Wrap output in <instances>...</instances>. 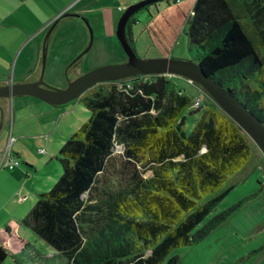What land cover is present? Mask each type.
<instances>
[{
  "label": "trees",
  "instance_id": "obj_1",
  "mask_svg": "<svg viewBox=\"0 0 264 264\" xmlns=\"http://www.w3.org/2000/svg\"><path fill=\"white\" fill-rule=\"evenodd\" d=\"M238 1L195 0L187 48L264 126V1L243 10L259 39L243 25ZM171 79L180 78L97 84L77 99L87 119L57 150L54 183L18 221L54 253L42 255L5 227L0 264H177L168 253L202 238L205 230H192L232 186L200 201L246 165L249 144L213 102L186 134L181 114L190 99Z\"/></svg>",
  "mask_w": 264,
  "mask_h": 264
},
{
  "label": "rangeland",
  "instance_id": "obj_2",
  "mask_svg": "<svg viewBox=\"0 0 264 264\" xmlns=\"http://www.w3.org/2000/svg\"><path fill=\"white\" fill-rule=\"evenodd\" d=\"M180 1L178 3H173L172 0L156 2L132 15L131 40L138 58H172L192 61L185 35L190 15V0ZM238 2L243 6L242 12L238 13L243 25L254 38L259 39V34L252 25V17L248 12L243 11L249 4V0H239ZM120 7L124 8L122 5ZM122 12H117V15H114L107 25H91L87 22L92 33L91 46L86 54L67 69L66 78L64 77L66 66L79 55L87 44L88 30L86 34L84 31L86 26L82 24V38L84 39V35L86 38L84 45L82 42V49L78 50V47H74L73 52L76 51V54L71 56L64 66L60 65L61 62L57 65L59 59L49 57L45 69V56L44 65L41 66L43 68L41 72L43 84L54 89H63L66 80H72L100 66L123 62L124 54L115 38V26ZM70 38L73 39L71 31L68 32L65 40ZM10 69L2 76L5 80L11 81L12 72ZM171 80L174 86L173 90L181 88L182 93L190 99L189 108L181 114L182 128L187 134L205 108L213 101L199 86L181 78ZM14 81L20 80L15 78ZM197 94L198 105L195 104ZM29 100L33 101L34 99L30 97L5 99L2 102V116H6L10 123L12 114L16 115L20 108L24 113L30 112L31 109L22 104ZM75 106H77V110L72 111L70 119H68L70 131H75L87 119L85 114L87 111L83 106L80 104ZM195 109H197V113L187 114V112H194ZM219 111L222 112L220 109ZM76 117L80 119V122L74 121ZM64 129L66 130V128ZM40 130L42 131L41 128ZM248 144L250 155L246 165L238 173L228 176L217 190L200 201L203 203L230 185L232 186V189L192 230L193 233L205 230L202 238L190 246L176 248L168 253L167 257H175L177 264H264V156L249 139ZM34 149L28 150V153L38 162L41 155L36 154L37 150ZM41 149L47 152L44 146ZM118 151L119 149L116 148L115 152ZM56 163L60 168L58 162ZM148 175L149 173L143 174L145 177ZM47 191L48 189L41 193ZM22 235V239L42 255L47 257L54 253L53 249L30 231H25ZM1 264L14 263L10 258H6Z\"/></svg>",
  "mask_w": 264,
  "mask_h": 264
},
{
  "label": "crops",
  "instance_id": "obj_3",
  "mask_svg": "<svg viewBox=\"0 0 264 264\" xmlns=\"http://www.w3.org/2000/svg\"><path fill=\"white\" fill-rule=\"evenodd\" d=\"M138 1L140 0H0V82L18 84L34 82L39 78L43 69L41 68L42 42L54 20L57 22L46 43L45 69L49 57L59 59L57 65L61 62L60 65L64 66L71 56L76 54V51L73 52L74 47H78V50L82 49V42L84 45L86 41L85 35L84 39L82 38V24L84 25L82 19L91 25H107L117 12H122V9ZM194 1L190 0V9ZM258 1L261 4L264 0ZM178 2L181 1L176 0L173 3ZM115 6H117L116 9ZM65 14L68 16H63ZM70 31L73 39L65 40ZM84 31L86 34V27ZM129 35L131 37L130 26ZM72 42L74 44L71 45ZM9 68L12 72L11 81L2 78ZM15 78L20 81H14ZM30 98L34 100L22 103L24 107L31 109L30 112L24 113L20 108L16 115L12 114L10 123L6 116H2L1 238L5 236L3 232L5 227L9 228L10 235L20 238L25 231H28L20 226L18 221L30 210L36 194L49 189L60 174V168L56 163V152L66 137L74 132L68 127V119L72 111L77 110L75 106L79 104L77 100L61 106H50ZM74 121L80 122V119L76 117ZM9 140H11L10 152L19 161V165L13 170L6 168L2 156ZM42 146L47 149V152L39 153ZM32 148L37 150L36 154L41 155L38 162L29 156L28 150Z\"/></svg>",
  "mask_w": 264,
  "mask_h": 264
},
{
  "label": "water",
  "instance_id": "obj_4",
  "mask_svg": "<svg viewBox=\"0 0 264 264\" xmlns=\"http://www.w3.org/2000/svg\"><path fill=\"white\" fill-rule=\"evenodd\" d=\"M170 0H140L126 7L119 16L115 26V38L119 44L125 61L118 64L104 65L94 68L72 80H66L63 89H54L43 84L41 74L34 82L7 84L0 87V98L28 96L50 106H61L76 101L85 91L97 84L112 83L140 76H169L181 78L199 86L211 98L223 114L233 122L242 133L257 147L264 156V126L240 105L227 90L207 77L201 68L190 60L172 58L140 59L136 56L126 33L129 19L138 10L156 2ZM63 16H68L65 14ZM57 20L48 28L41 48V65H44L46 43ZM82 22L88 30V41L81 53L66 66V69L81 56L87 53L92 42L91 30L84 19Z\"/></svg>",
  "mask_w": 264,
  "mask_h": 264
},
{
  "label": "built area",
  "instance_id": "obj_5",
  "mask_svg": "<svg viewBox=\"0 0 264 264\" xmlns=\"http://www.w3.org/2000/svg\"><path fill=\"white\" fill-rule=\"evenodd\" d=\"M186 82H189L186 80ZM190 83V82H189ZM198 100L196 101V105H198ZM10 142L11 140L8 141V144L2 154L3 156V159L5 160V165H6V168L8 170H13L15 167H17L19 165L18 161L16 160V158H14L10 152ZM39 153H44L43 150H40Z\"/></svg>",
  "mask_w": 264,
  "mask_h": 264
},
{
  "label": "flooded vegetation",
  "instance_id": "obj_6",
  "mask_svg": "<svg viewBox=\"0 0 264 264\" xmlns=\"http://www.w3.org/2000/svg\"><path fill=\"white\" fill-rule=\"evenodd\" d=\"M124 61H125V56H124ZM5 85H7V84H4V83L0 82V87L5 86ZM3 101H5V99L4 98H0V132L3 130V119H2V112H1V110H2V102Z\"/></svg>",
  "mask_w": 264,
  "mask_h": 264
}]
</instances>
